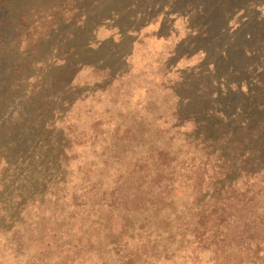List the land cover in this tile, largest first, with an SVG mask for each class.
<instances>
[{
	"label": "rangeland",
	"instance_id": "1",
	"mask_svg": "<svg viewBox=\"0 0 264 264\" xmlns=\"http://www.w3.org/2000/svg\"><path fill=\"white\" fill-rule=\"evenodd\" d=\"M215 184L264 187V0H0V264H218Z\"/></svg>",
	"mask_w": 264,
	"mask_h": 264
},
{
	"label": "trees",
	"instance_id": "2",
	"mask_svg": "<svg viewBox=\"0 0 264 264\" xmlns=\"http://www.w3.org/2000/svg\"><path fill=\"white\" fill-rule=\"evenodd\" d=\"M142 184L143 181L140 185L134 186V190H140ZM156 188L161 189L158 186ZM213 189L215 191L213 203L196 204L200 194L195 199L193 205L198 213L196 218L193 217V221L196 234L206 235L207 244H215L214 256L218 264H226L232 252L241 255L246 250H253L252 244L264 242V201L259 202L260 198H264L262 192L264 187H261L257 193L245 191L242 194L230 185L221 188L219 184H215ZM145 195L148 193L145 192ZM143 198L144 195L141 199ZM239 210L245 214L242 220L236 215ZM255 250L257 252L258 249ZM241 262L245 264L246 261Z\"/></svg>",
	"mask_w": 264,
	"mask_h": 264
}]
</instances>
